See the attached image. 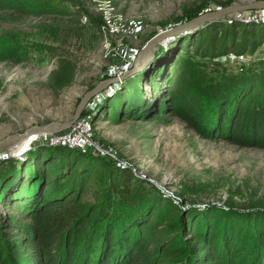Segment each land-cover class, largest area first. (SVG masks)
<instances>
[{
    "label": "trees",
    "instance_id": "obj_1",
    "mask_svg": "<svg viewBox=\"0 0 264 264\" xmlns=\"http://www.w3.org/2000/svg\"><path fill=\"white\" fill-rule=\"evenodd\" d=\"M46 11L27 0H0V21ZM263 42L264 21L212 22L185 38L176 56L161 55L157 71L130 77L93 116L109 107L116 122L158 120L182 104L200 135L264 148V65L195 74L190 56L254 53ZM20 167L10 192L0 184L1 204L20 215L0 216V264H264V212L185 207L132 168L79 148L39 145Z\"/></svg>",
    "mask_w": 264,
    "mask_h": 264
},
{
    "label": "rangeland",
    "instance_id": "obj_2",
    "mask_svg": "<svg viewBox=\"0 0 264 264\" xmlns=\"http://www.w3.org/2000/svg\"><path fill=\"white\" fill-rule=\"evenodd\" d=\"M27 1L46 6V13L0 21V184L5 191L10 192L21 163L37 146L72 149L62 142L64 136L77 121L91 115L88 136L93 146L85 151L132 168L185 207L217 206L250 217L264 212V148L239 147L223 138L200 135L184 119L182 104L158 120L126 116L116 122L110 117L117 116L115 109L109 107L93 116L130 77L142 80L146 71H157L161 55L168 57L174 51L176 56L186 45L185 38L215 22L191 28L187 24L192 19L264 0ZM262 9L236 12L218 22L226 26L241 19L258 22L255 17L264 13ZM190 56L195 74L199 70L217 74L229 65H264V42L254 53L230 52L214 59L200 53ZM109 80L71 127L32 129L71 120L82 97ZM167 85V80L160 83L161 89ZM143 88L151 101V82L144 81ZM25 140L29 141L23 148ZM11 215L20 217L0 202V216L7 220Z\"/></svg>",
    "mask_w": 264,
    "mask_h": 264
},
{
    "label": "water",
    "instance_id": "obj_3",
    "mask_svg": "<svg viewBox=\"0 0 264 264\" xmlns=\"http://www.w3.org/2000/svg\"><path fill=\"white\" fill-rule=\"evenodd\" d=\"M261 8H264V2H252L247 5L229 6L206 14L199 15L198 17L188 22L187 25L191 28L198 27L210 21L221 20L226 15H232L233 13L242 12L249 9H261ZM109 82L110 80L106 82H102L99 85H97L95 88L89 90L82 97L80 103L77 106L75 115L71 120L65 122L56 121L46 126H34L32 129H34L35 131L44 132V131H59L71 127L80 117L86 104L92 99H96L99 93L109 84Z\"/></svg>",
    "mask_w": 264,
    "mask_h": 264
},
{
    "label": "built area",
    "instance_id": "obj_4",
    "mask_svg": "<svg viewBox=\"0 0 264 264\" xmlns=\"http://www.w3.org/2000/svg\"><path fill=\"white\" fill-rule=\"evenodd\" d=\"M262 10L264 11V9ZM255 18H257V21H260L261 19L264 21V13H260V17ZM255 18L253 17V19ZM241 20L243 21L244 19ZM231 55L235 56L233 53ZM91 119L92 116L87 115V118H83L77 121V123L73 127L68 129L62 142L72 146L73 148H79L83 150L91 149V146L93 145L91 144V140L88 136L92 130ZM57 138H60V136L58 135Z\"/></svg>",
    "mask_w": 264,
    "mask_h": 264
},
{
    "label": "bare ground",
    "instance_id": "obj_5",
    "mask_svg": "<svg viewBox=\"0 0 264 264\" xmlns=\"http://www.w3.org/2000/svg\"><path fill=\"white\" fill-rule=\"evenodd\" d=\"M35 137H36V136H35ZM28 141H29V140H25V141L21 144V146L24 148ZM26 146H27V145H26Z\"/></svg>",
    "mask_w": 264,
    "mask_h": 264
}]
</instances>
